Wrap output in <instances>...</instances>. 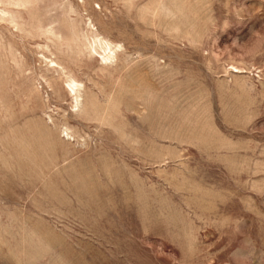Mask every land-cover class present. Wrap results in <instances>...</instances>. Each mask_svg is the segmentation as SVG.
I'll return each mask as SVG.
<instances>
[{
    "label": "rangeland",
    "instance_id": "rangeland-1",
    "mask_svg": "<svg viewBox=\"0 0 264 264\" xmlns=\"http://www.w3.org/2000/svg\"><path fill=\"white\" fill-rule=\"evenodd\" d=\"M0 264H264V0H0Z\"/></svg>",
    "mask_w": 264,
    "mask_h": 264
}]
</instances>
